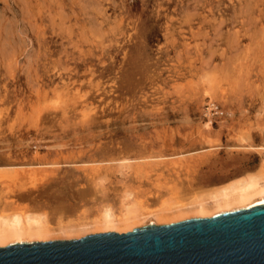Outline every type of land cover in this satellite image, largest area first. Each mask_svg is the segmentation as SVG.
Returning <instances> with one entry per match:
<instances>
[{
	"label": "rangeland",
	"instance_id": "1",
	"mask_svg": "<svg viewBox=\"0 0 264 264\" xmlns=\"http://www.w3.org/2000/svg\"><path fill=\"white\" fill-rule=\"evenodd\" d=\"M261 171L264 0H0V215L123 233Z\"/></svg>",
	"mask_w": 264,
	"mask_h": 264
},
{
	"label": "water",
	"instance_id": "2",
	"mask_svg": "<svg viewBox=\"0 0 264 264\" xmlns=\"http://www.w3.org/2000/svg\"><path fill=\"white\" fill-rule=\"evenodd\" d=\"M0 264H264V204L130 231L12 243Z\"/></svg>",
	"mask_w": 264,
	"mask_h": 264
},
{
	"label": "bare ground",
	"instance_id": "3",
	"mask_svg": "<svg viewBox=\"0 0 264 264\" xmlns=\"http://www.w3.org/2000/svg\"><path fill=\"white\" fill-rule=\"evenodd\" d=\"M257 171L259 172V170ZM260 204H264L263 171L257 174L255 172L247 173L244 176L238 177L215 188V190L212 189V191L205 195L203 194L202 196L200 195L192 199L190 203L181 204L177 207L171 206L173 209L169 206L165 207L167 206L165 204L162 209H158L155 212H147L146 210L141 212L139 207H135L134 205L133 208H129L121 218H115L114 215L111 214V211V213L105 212L104 215L95 222V225L103 231L117 228V226H121V224L123 227L130 230L133 224L135 225V223L140 220L143 221L145 218L150 219L148 220L150 224H156V221L169 223L173 222V220H177L178 217L183 215H185V217L186 215H194L195 217L193 218L209 217L214 214L239 210ZM170 213H179V215L174 214L175 216L172 217L171 215H168ZM84 225H81V227ZM88 226L89 228L85 226L88 228L87 230L91 228L90 225ZM85 227L82 228L85 230ZM78 228L81 230L80 227L75 228L74 226L69 225L67 227H61L57 231H52L47 221L41 215L23 212H16L10 215H0V246L32 240L49 241V239H54L55 235H59L60 238H66L65 236H70L74 233L77 234V231L79 230ZM82 232L85 233V231ZM56 233L59 234L57 235Z\"/></svg>",
	"mask_w": 264,
	"mask_h": 264
}]
</instances>
